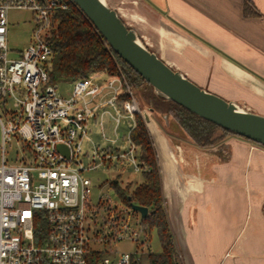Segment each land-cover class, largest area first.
<instances>
[{
  "label": "built area",
  "instance_id": "2783aa9c",
  "mask_svg": "<svg viewBox=\"0 0 264 264\" xmlns=\"http://www.w3.org/2000/svg\"><path fill=\"white\" fill-rule=\"evenodd\" d=\"M67 7V0H0V264H140L148 249L141 213L120 198L94 196L87 172L112 162L142 171L131 133L137 115L145 119L147 107L124 74L96 71L77 78L67 96L49 82L47 35L53 12ZM21 8L32 10L37 24L29 46L10 57L8 13ZM107 113L116 136L103 132L105 143L85 149L90 121L103 127ZM123 118L133 123L122 138L118 127ZM15 138L18 161L8 163L6 145ZM38 210L47 220L45 232H36ZM134 213L136 226L130 218ZM125 239L135 250L115 249ZM98 242L109 249H97L93 243Z\"/></svg>",
  "mask_w": 264,
  "mask_h": 264
},
{
  "label": "crops",
  "instance_id": "0c3cea01",
  "mask_svg": "<svg viewBox=\"0 0 264 264\" xmlns=\"http://www.w3.org/2000/svg\"><path fill=\"white\" fill-rule=\"evenodd\" d=\"M143 1L154 12L153 51L162 60L202 88L264 115V0ZM129 18L149 23L139 12ZM154 112L146 124L183 264H264V146L230 134L201 147L177 122Z\"/></svg>",
  "mask_w": 264,
  "mask_h": 264
},
{
  "label": "trees",
  "instance_id": "16d2710c",
  "mask_svg": "<svg viewBox=\"0 0 264 264\" xmlns=\"http://www.w3.org/2000/svg\"><path fill=\"white\" fill-rule=\"evenodd\" d=\"M67 2L66 9L53 12L52 25L47 35V41L52 47V55L45 63L50 83H57L61 79L75 80L87 77L96 71H104L109 76L124 74L128 84L139 89L142 99L154 111L160 114L174 113V117L197 145L211 147L225 136L235 134L157 93L154 86L108 44L103 34L81 8L73 0H67ZM245 7L248 12H255L247 1ZM131 135L138 146L144 178L133 187L131 185L123 187L119 185L120 173L115 178L118 182L114 183L112 179L110 183L116 188L119 198L125 204L131 205L132 199H135L138 204L149 208L147 215L141 216L140 220L148 249L140 257L139 263L144 264L146 259L147 264H183L164 206L158 153L152 134L139 114ZM38 213L36 232H45L48 226L47 220L42 210H38ZM153 230H156L161 244V250L157 252L151 250L150 241ZM103 253L105 252L100 254Z\"/></svg>",
  "mask_w": 264,
  "mask_h": 264
},
{
  "label": "water",
  "instance_id": "95a60500",
  "mask_svg": "<svg viewBox=\"0 0 264 264\" xmlns=\"http://www.w3.org/2000/svg\"><path fill=\"white\" fill-rule=\"evenodd\" d=\"M73 1L103 34L108 44L151 83L157 93L237 135L264 145V115L202 88L182 72L172 68L141 41L137 32L127 25L120 13L106 0ZM153 111L151 107L146 109L147 122ZM58 148L65 151L63 144H59ZM113 181L118 182L117 179ZM131 206L143 217L149 211L144 205L132 202Z\"/></svg>",
  "mask_w": 264,
  "mask_h": 264
},
{
  "label": "rangeland",
  "instance_id": "374dc122",
  "mask_svg": "<svg viewBox=\"0 0 264 264\" xmlns=\"http://www.w3.org/2000/svg\"><path fill=\"white\" fill-rule=\"evenodd\" d=\"M109 5L115 8L123 18V20L129 25V27L133 28L141 41L146 44L150 49H155L157 47V39L156 33L151 27L154 23V12L150 10V8L146 5L143 0H106ZM126 12L127 15L123 16L121 11ZM139 12L143 16L148 17L149 23L141 22H132L130 21L129 14ZM9 17V30L7 34L8 45L10 47L9 55L10 57H17L19 55V51L27 48L29 44L33 41V30L37 24V20L35 17V13L30 9H11L8 13ZM128 21L131 23L129 24ZM145 36L149 37V43H146ZM58 91L64 95H70L73 89V80L72 79H61L57 82ZM137 97L141 101V106L149 107L141 97L140 91L138 88H134ZM0 111L3 113V108L1 107L0 102ZM154 114L158 117H162L167 115L173 122H177L179 125L180 123L174 117V113H157L156 111ZM154 115V116H155ZM144 119V118H143ZM145 120V119H144ZM104 122L105 126H101L96 124L95 119L90 121V132L89 135L91 140L85 142L84 148H90L93 143L96 144H103L105 143V139L102 136L103 132L110 137H115L116 133L114 132L115 122L110 116V114L104 115ZM146 122V120H145ZM132 120L129 118H123L121 124L118 127V134L123 138L127 132L129 131ZM181 126V125H180ZM182 127V126H181ZM183 128V127H182ZM186 136L193 141L192 137L188 134V132L183 128ZM220 133V131H219ZM194 142V141H193ZM223 142V138L218 140L215 145L220 144ZM2 143V134H1V127H0V145ZM195 143V142H194ZM262 145V144H261ZM20 151V144L17 139H13L7 142L6 145V159L8 163L17 162V152ZM2 162V149L0 147V163ZM121 173V179H119V185L126 187L140 183L143 180V173L142 171H136L132 167H122L120 163L112 162L111 164H101L97 169L88 171L87 175L90 176L93 180V195L99 196L103 194L104 196H110L112 200L117 201L119 198L118 192L116 188L111 185L110 181L115 179L118 174ZM132 202L138 204L135 199H132ZM136 214L130 215L131 222L133 225L136 226L137 218ZM151 250L152 251H160L161 244L157 236L156 230L152 231V239L150 241ZM94 247H97L99 250H106L109 249V246L105 245L104 243H93ZM135 244L130 239H125L119 241L115 244V249L117 250H135ZM118 255V254H117ZM144 264H147V260H144Z\"/></svg>",
  "mask_w": 264,
  "mask_h": 264
},
{
  "label": "bare ground",
  "instance_id": "6f19581e",
  "mask_svg": "<svg viewBox=\"0 0 264 264\" xmlns=\"http://www.w3.org/2000/svg\"><path fill=\"white\" fill-rule=\"evenodd\" d=\"M105 1V0H104Z\"/></svg>",
  "mask_w": 264,
  "mask_h": 264
}]
</instances>
